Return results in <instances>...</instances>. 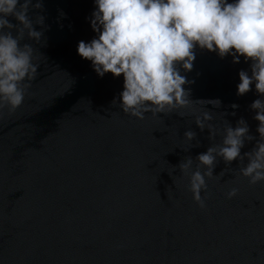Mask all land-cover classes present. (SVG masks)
Returning <instances> with one entry per match:
<instances>
[{
	"label": "water",
	"instance_id": "obj_1",
	"mask_svg": "<svg viewBox=\"0 0 264 264\" xmlns=\"http://www.w3.org/2000/svg\"><path fill=\"white\" fill-rule=\"evenodd\" d=\"M93 7L43 0L30 10L34 23L45 17L35 25L41 42L26 34L22 41L38 56V75L21 107L0 113V264H264V182L250 185L240 163L218 162L214 175L231 171L206 178L201 209L178 166L191 156L195 170V156L220 141L191 113L210 110L221 129L243 117L257 135L249 109L257 96L236 95L238 72L249 64L197 49L183 73L193 81L190 99L219 98L222 106L193 102L179 110L184 117H131L111 105L122 77L99 78L76 53L95 35L85 19ZM186 130L196 132L193 141ZM233 187L238 194L228 199Z\"/></svg>",
	"mask_w": 264,
	"mask_h": 264
},
{
	"label": "clouds",
	"instance_id": "obj_2",
	"mask_svg": "<svg viewBox=\"0 0 264 264\" xmlns=\"http://www.w3.org/2000/svg\"><path fill=\"white\" fill-rule=\"evenodd\" d=\"M93 6L85 19L95 35L90 41H79L76 53L90 62L99 78L109 73L114 79L122 77V91L111 105L131 117L142 120L148 113L173 112L184 117L186 113L179 110L189 109L193 102L222 106L219 98L190 99L186 86L193 81L183 73L191 72L197 49L221 59L230 56L233 64L241 59L249 64L247 70L238 72L236 95L254 91L257 96L249 105L258 122L257 135L251 134L243 117L235 126L228 123L221 129L210 123V110L191 113L201 132L207 129L210 140L220 136V141L195 156V170L191 156L178 166L189 177L188 190L201 209L206 208L201 195L207 192L206 178L231 171L225 168L214 175L218 162L240 163L238 174L250 185L264 182V0H93ZM42 8L43 0H0V113L19 109L38 75V56L31 44L22 41L26 34L29 40L41 42L44 32L35 25L42 26L45 17L34 23L30 10ZM60 15L66 14L61 11ZM230 107L235 110L239 105ZM184 137L191 142L196 132L186 130ZM253 141L251 149L242 153L246 142ZM237 194L233 187L226 197Z\"/></svg>",
	"mask_w": 264,
	"mask_h": 264
}]
</instances>
